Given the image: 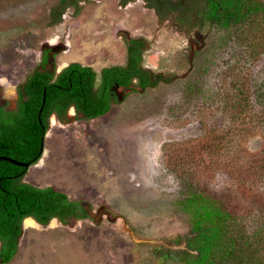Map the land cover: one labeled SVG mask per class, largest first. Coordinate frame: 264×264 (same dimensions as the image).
I'll list each match as a JSON object with an SVG mask.
<instances>
[{
    "label": "rangeland",
    "instance_id": "obj_1",
    "mask_svg": "<svg viewBox=\"0 0 264 264\" xmlns=\"http://www.w3.org/2000/svg\"><path fill=\"white\" fill-rule=\"evenodd\" d=\"M57 1L28 0L0 11V98L12 108L17 87L41 68L46 49L57 54L50 69L76 62L99 73L124 65L127 42L142 39L143 67L171 84L129 93L98 119L74 110L64 122L52 116L44 156L24 181L66 193L97 221L65 226L53 220L44 227L28 218L9 264H161L156 248L178 249L175 239L189 232L173 206L183 180L195 175L212 188L236 186L264 154V132L242 134L243 127L228 135L221 108L184 95L183 80L205 63L197 58L208 44L201 32L160 22L143 0L125 7L121 0H90L79 15L70 8L60 24L49 26ZM246 68V77H264V57ZM212 71L202 78L206 91L224 84Z\"/></svg>",
    "mask_w": 264,
    "mask_h": 264
},
{
    "label": "trees",
    "instance_id": "obj_2",
    "mask_svg": "<svg viewBox=\"0 0 264 264\" xmlns=\"http://www.w3.org/2000/svg\"><path fill=\"white\" fill-rule=\"evenodd\" d=\"M27 1L0 0V11ZM89 1L58 0L47 16L49 26L60 24L70 8L79 15L82 4ZM135 1L121 0V6ZM143 2L160 22L174 20L179 27L201 32L208 41L197 54L205 63L183 80L184 95L203 97L221 108L230 123L228 135L243 127L242 134L264 132V77H246V66L264 57V0ZM145 49L144 40H129L126 63L99 73L76 62L59 73L55 64L47 69L50 53L54 62L57 57L48 50L41 68L19 85L16 109L0 108L2 264L13 262L18 255L26 219L44 227L53 220L67 226L88 219L80 201L54 187L41 188L24 179L42 158L53 115L64 118L74 108L87 120L101 118L127 99L128 94L121 97L116 88L141 94L171 84L162 74L143 67ZM210 69L215 79L221 77L224 88L216 89V80L214 88L205 90L202 78ZM249 168L253 171L242 174L231 188H212L210 182L195 175L183 180L173 206L185 217L189 232L175 239L178 249L156 248L154 254L161 264H264V154Z\"/></svg>",
    "mask_w": 264,
    "mask_h": 264
},
{
    "label": "flooded vegetation",
    "instance_id": "obj_3",
    "mask_svg": "<svg viewBox=\"0 0 264 264\" xmlns=\"http://www.w3.org/2000/svg\"><path fill=\"white\" fill-rule=\"evenodd\" d=\"M48 50H52V49H46V50H44V53H43V58H44V56H45V53H46V51H48ZM53 52H54V50H52ZM53 53H50V59H49V61H48V64H47V69H50V68H48V65H50V62L53 60ZM43 58H42V61H43ZM64 69V68H63ZM58 73L60 72V71H57ZM18 88H19V86L17 87V89H16V93H15V107L14 108H12V106H11V104H10V102L7 100V99H5V98H0V108H5L7 111H13V110H15L16 109V107H17V105H18V101H19V90H18ZM115 91L117 92V94L119 95V96H121V97H123L125 94H129L130 92H128V91H126V90H124V89H121V88H116L115 89ZM71 110H74L76 113H78L74 108H72V109H70L69 111H68V113L66 114V116L64 117V118H58L56 115H53V116H55L59 121H61V122H64V121H66V119H67V116H68V114H69V112L71 111ZM78 114H81V113H78ZM83 117H84V115L83 114H81ZM52 118V117H51ZM85 118V117H84ZM86 119V118H85ZM98 119V118H97ZM51 120V119H50ZM92 120H94V119H92ZM48 134V133H47ZM46 137H47V135H46ZM45 150V149H44ZM44 152V151H43ZM38 164V163H37ZM83 208L86 210V212L88 213V219H92V218H95V217H93V211H92V209H90L88 206H84L83 205ZM88 219H84V220H88ZM84 220H76V221H84Z\"/></svg>",
    "mask_w": 264,
    "mask_h": 264
},
{
    "label": "water",
    "instance_id": "obj_4",
    "mask_svg": "<svg viewBox=\"0 0 264 264\" xmlns=\"http://www.w3.org/2000/svg\"><path fill=\"white\" fill-rule=\"evenodd\" d=\"M44 152H45V150H44ZM44 152H43V155H42V157L44 156ZM41 159H42V158H41ZM41 159H40V161H41ZM40 161H39V162H40ZM39 162H38V163H39ZM83 205H84V206H86V204H83ZM95 220L97 221V219H96V218H95ZM0 264H2V261H0Z\"/></svg>",
    "mask_w": 264,
    "mask_h": 264
},
{
    "label": "bare ground",
    "instance_id": "obj_5",
    "mask_svg": "<svg viewBox=\"0 0 264 264\" xmlns=\"http://www.w3.org/2000/svg\"><path fill=\"white\" fill-rule=\"evenodd\" d=\"M31 222H32V221H31ZM31 222H30V223H31ZM28 224H29V223H28Z\"/></svg>",
    "mask_w": 264,
    "mask_h": 264
}]
</instances>
